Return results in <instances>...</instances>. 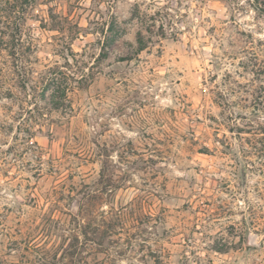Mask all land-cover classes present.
Returning <instances> with one entry per match:
<instances>
[{
	"label": "rangeland",
	"instance_id": "obj_1",
	"mask_svg": "<svg viewBox=\"0 0 264 264\" xmlns=\"http://www.w3.org/2000/svg\"><path fill=\"white\" fill-rule=\"evenodd\" d=\"M0 264H264V0H0Z\"/></svg>",
	"mask_w": 264,
	"mask_h": 264
},
{
	"label": "water",
	"instance_id": "obj_2",
	"mask_svg": "<svg viewBox=\"0 0 264 264\" xmlns=\"http://www.w3.org/2000/svg\"><path fill=\"white\" fill-rule=\"evenodd\" d=\"M248 242H249L250 244H254V243H255V236H254V235H249V237H248Z\"/></svg>",
	"mask_w": 264,
	"mask_h": 264
},
{
	"label": "trees",
	"instance_id": "obj_3",
	"mask_svg": "<svg viewBox=\"0 0 264 264\" xmlns=\"http://www.w3.org/2000/svg\"><path fill=\"white\" fill-rule=\"evenodd\" d=\"M145 46H143V44H141L138 48L139 51L143 50Z\"/></svg>",
	"mask_w": 264,
	"mask_h": 264
}]
</instances>
